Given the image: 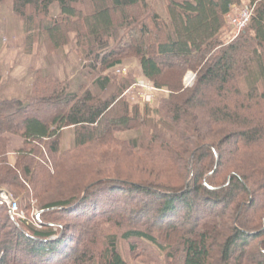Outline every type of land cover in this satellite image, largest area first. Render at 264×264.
Returning a JSON list of instances; mask_svg holds the SVG:
<instances>
[{
	"label": "trees",
	"instance_id": "trees-1",
	"mask_svg": "<svg viewBox=\"0 0 264 264\" xmlns=\"http://www.w3.org/2000/svg\"><path fill=\"white\" fill-rule=\"evenodd\" d=\"M10 1L29 45L74 43L98 76L71 91L38 73L0 97V189L41 225L0 206V264H131L122 247L137 264H264V0H164L165 17L151 0ZM133 59L155 106L114 74Z\"/></svg>",
	"mask_w": 264,
	"mask_h": 264
},
{
	"label": "rangeland",
	"instance_id": "rangeland-1",
	"mask_svg": "<svg viewBox=\"0 0 264 264\" xmlns=\"http://www.w3.org/2000/svg\"><path fill=\"white\" fill-rule=\"evenodd\" d=\"M150 4L161 16H166L164 0H151ZM244 8H248L247 3L235 7L230 15L225 18L226 26L230 30L232 37L236 36L237 33L230 25L229 19L237 16ZM52 12L53 14L58 13L57 6L52 8ZM71 37L73 39L74 36L72 35ZM83 63L84 61L76 50L74 43L56 51H48L46 47L38 43L37 40L29 45L28 34L25 32L23 22L14 16L11 11V1L8 0L0 4V97L2 99H22L27 96L32 88L34 77L38 73L62 82H69L71 91L77 90L79 86L88 88L98 75L91 69H85ZM122 67L126 70L124 73L119 74L116 70L114 71V74L118 78L131 76L136 78L138 83L140 82V84L142 83L144 86H150L147 82L142 80L143 77L137 60H127L122 64ZM188 73H192L196 76V74L191 71H188L186 75ZM111 74L114 75L112 72ZM138 83L135 85H138ZM112 91L113 86L109 85L102 94V98H107ZM157 92L145 91L141 87H133L126 95L131 97L134 102L137 101L136 98L141 99L142 102L149 100L151 105L155 106L160 95ZM73 143V131L71 129L65 130L61 142L62 148L69 149L73 146ZM21 145L22 140L20 138L10 136L9 150L12 153L21 148ZM230 151L232 152L230 145L224 146L225 157L231 154ZM11 197L17 201L12 194ZM20 211L24 214L25 222L34 224L32 218L37 213L35 208L31 209L29 216H27L22 209H20ZM34 226L40 229L35 224ZM121 249L125 261L131 264H137L131 260L123 247Z\"/></svg>",
	"mask_w": 264,
	"mask_h": 264
},
{
	"label": "built area",
	"instance_id": "built-area-1",
	"mask_svg": "<svg viewBox=\"0 0 264 264\" xmlns=\"http://www.w3.org/2000/svg\"><path fill=\"white\" fill-rule=\"evenodd\" d=\"M252 12H253L252 8H244L238 13L237 16L229 19L230 25L236 31L237 34L242 29H244L246 25L249 23L250 18L252 16ZM125 71L126 70L122 68V69H118L117 73L121 74V73H124ZM194 78H195L194 74L188 73L184 78V84H183L184 88L191 87L194 83ZM135 87H141L145 91L157 92V90L153 89L152 87L144 86L142 83L140 84V82L138 83V85H135L134 88ZM129 92L130 91L126 92L125 94ZM0 206L6 207L9 210V212L12 214V216H14L16 219L24 220V214L20 211L17 201L12 199L11 194L5 190L3 193L0 194ZM35 218L36 219L38 218V213L34 215V217L32 218V221L38 228H40L41 225L36 222L37 220Z\"/></svg>",
	"mask_w": 264,
	"mask_h": 264
},
{
	"label": "water",
	"instance_id": "water-1",
	"mask_svg": "<svg viewBox=\"0 0 264 264\" xmlns=\"http://www.w3.org/2000/svg\"><path fill=\"white\" fill-rule=\"evenodd\" d=\"M3 192H4V190L0 189V194L3 193Z\"/></svg>",
	"mask_w": 264,
	"mask_h": 264
}]
</instances>
